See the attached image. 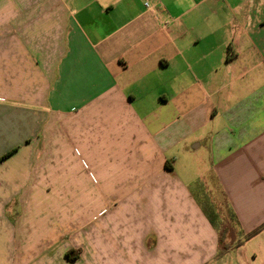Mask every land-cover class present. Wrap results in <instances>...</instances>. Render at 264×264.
<instances>
[{
	"label": "crops",
	"instance_id": "1",
	"mask_svg": "<svg viewBox=\"0 0 264 264\" xmlns=\"http://www.w3.org/2000/svg\"><path fill=\"white\" fill-rule=\"evenodd\" d=\"M0 264H264V0H0Z\"/></svg>",
	"mask_w": 264,
	"mask_h": 264
},
{
	"label": "rangeland",
	"instance_id": "2",
	"mask_svg": "<svg viewBox=\"0 0 264 264\" xmlns=\"http://www.w3.org/2000/svg\"><path fill=\"white\" fill-rule=\"evenodd\" d=\"M51 128H53L52 125H51ZM44 139H45V137H44ZM41 144L42 145H40V150L44 151V149H45V147H44L45 141L42 140ZM46 150H48V148ZM81 151L84 153V151L82 149H81ZM75 158H77V157H75ZM74 162H75V164H73L72 172H73V175H74V179L76 181L75 182L76 184L75 183H73V184H75L76 188L73 187V185H72V187L76 189V190H74V192H76V193L77 192L78 193L81 192L82 193V190H83L82 188L85 187V184L88 185V186H91L90 185V181H87L88 180L87 171L82 168V165L78 166L79 165L78 160L75 159ZM86 182H88V184ZM195 187H196V185H195ZM67 188H68L67 190H70L69 184H68ZM83 194H84V196L86 195L85 192ZM196 196H200L199 197L200 198L199 202H201V203L203 202L202 205H203V209H204L203 210V213L205 215L204 217H205V219H207L209 221V223L213 227L216 225V223L220 224L218 222H220L221 220L230 219L229 211L227 210V206L222 200H219L218 195L214 194V197H212L211 199H210L209 195H207V198L201 199V193H198ZM216 201L219 203V207H215L214 206ZM82 205L84 207L86 206V201L85 200H83ZM46 222H50V217L48 215H47ZM44 224L48 225L46 223H44Z\"/></svg>",
	"mask_w": 264,
	"mask_h": 264
},
{
	"label": "trees",
	"instance_id": "3",
	"mask_svg": "<svg viewBox=\"0 0 264 264\" xmlns=\"http://www.w3.org/2000/svg\"><path fill=\"white\" fill-rule=\"evenodd\" d=\"M71 254H72V253H68V257H69L71 260H73V258L71 257Z\"/></svg>",
	"mask_w": 264,
	"mask_h": 264
},
{
	"label": "built area",
	"instance_id": "4",
	"mask_svg": "<svg viewBox=\"0 0 264 264\" xmlns=\"http://www.w3.org/2000/svg\"><path fill=\"white\" fill-rule=\"evenodd\" d=\"M145 5H146V7H148V8L150 7V4H149V3H146Z\"/></svg>",
	"mask_w": 264,
	"mask_h": 264
}]
</instances>
